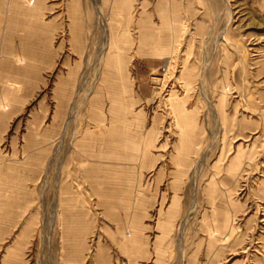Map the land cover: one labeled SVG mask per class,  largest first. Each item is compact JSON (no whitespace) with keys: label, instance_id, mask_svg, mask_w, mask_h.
<instances>
[{"label":"rangeland","instance_id":"rangeland-1","mask_svg":"<svg viewBox=\"0 0 264 264\" xmlns=\"http://www.w3.org/2000/svg\"><path fill=\"white\" fill-rule=\"evenodd\" d=\"M0 264H264V0H0Z\"/></svg>","mask_w":264,"mask_h":264}]
</instances>
